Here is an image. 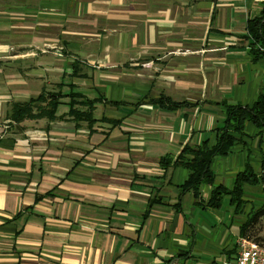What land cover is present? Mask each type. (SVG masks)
<instances>
[{
  "label": "crops",
  "instance_id": "1",
  "mask_svg": "<svg viewBox=\"0 0 264 264\" xmlns=\"http://www.w3.org/2000/svg\"><path fill=\"white\" fill-rule=\"evenodd\" d=\"M263 5L0 0V264L233 260L261 189L246 188L240 213L228 196L209 201L248 166L261 174L264 134L248 124L199 196L176 161L215 144L228 106L260 99L248 24ZM42 96L60 98L56 120L14 119V105ZM72 101L82 113L93 102L95 124L71 117Z\"/></svg>",
  "mask_w": 264,
  "mask_h": 264
},
{
  "label": "trees",
  "instance_id": "2",
  "mask_svg": "<svg viewBox=\"0 0 264 264\" xmlns=\"http://www.w3.org/2000/svg\"><path fill=\"white\" fill-rule=\"evenodd\" d=\"M248 39L251 41L250 54L252 57L256 60L264 57V5L260 17L249 21ZM59 99L56 96H51L50 98L42 96L37 101L29 104L14 105V119L18 122L27 118L40 119L45 117L56 120V112L60 105ZM75 105V101H72L71 117L78 123L86 121L89 125L95 124L93 102L86 101L82 103L83 106L89 107V111L84 113L74 109ZM36 107L38 108L37 113L34 114ZM248 124H252L260 131V134H264V90L260 99L253 106L227 107L225 126L223 129L217 131L215 144H211L208 140L200 147L186 146L184 148L176 161L177 166L190 172L188 181L182 187L184 192L194 190L199 196L200 188L204 184H213L215 174L212 166L215 159L229 155L236 143L239 140L242 141ZM262 161L263 165L260 175L254 173L251 166H248L247 170L237 176L232 190L223 186L216 187L209 201V206L214 209L220 208L224 198L228 196L231 199V204L240 213L248 205V201L246 200L247 187L260 188L264 195V157ZM164 162L169 165L167 160H164ZM250 216L241 229V238H247L264 244L263 239L259 236V227L264 220V200L259 209L256 210L254 208L251 211Z\"/></svg>",
  "mask_w": 264,
  "mask_h": 264
},
{
  "label": "built area",
  "instance_id": "3",
  "mask_svg": "<svg viewBox=\"0 0 264 264\" xmlns=\"http://www.w3.org/2000/svg\"><path fill=\"white\" fill-rule=\"evenodd\" d=\"M225 264H264V244L240 238L236 257Z\"/></svg>",
  "mask_w": 264,
  "mask_h": 264
},
{
  "label": "rangeland",
  "instance_id": "4",
  "mask_svg": "<svg viewBox=\"0 0 264 264\" xmlns=\"http://www.w3.org/2000/svg\"><path fill=\"white\" fill-rule=\"evenodd\" d=\"M262 191V190H261ZM261 191H254L255 192V197H258V198H256V200L257 199H263L264 198V195H263V193L261 192ZM262 205V203H260V204H257L256 206V210L257 209H259V207ZM249 216H250V214H249V212H246L245 213V223L248 221V218H249ZM251 217V216H250ZM259 229H260V238L261 239H263V241H264V220L262 221V223L260 224V227H259ZM219 264H223V262H220Z\"/></svg>",
  "mask_w": 264,
  "mask_h": 264
}]
</instances>
